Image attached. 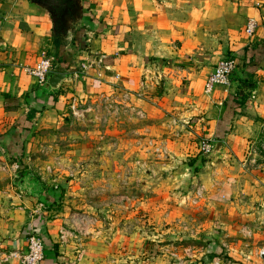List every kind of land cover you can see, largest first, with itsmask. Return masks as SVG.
Instances as JSON below:
<instances>
[{
	"label": "crops",
	"instance_id": "obj_1",
	"mask_svg": "<svg viewBox=\"0 0 264 264\" xmlns=\"http://www.w3.org/2000/svg\"><path fill=\"white\" fill-rule=\"evenodd\" d=\"M83 2L86 13L80 31L57 49L51 18L41 8L31 0H0V121L8 118L6 129L16 133L19 127L31 128L33 113L44 107L63 108L59 95L54 98L42 90V85L24 71V67L35 64L41 51L53 58V71L70 74L60 87L68 85L76 96L106 95L113 89L134 94L147 90L153 94L158 88L160 108L170 115L165 121V138H171L173 148L182 147L171 166L188 155L184 151L187 147L197 148L203 137L223 141L215 158L204 161L194 153V161L186 166L193 183L202 180L206 187L211 179L210 184L219 185L189 211L193 213L196 231L212 229L199 234L206 235L205 247H198L203 243L197 241V247L188 246L177 256L183 257L184 264H210L215 257H221L226 264H264V256L259 255L264 249V159L259 166H243L248 149L260 139L264 122V0ZM250 16L257 20V27L247 37L243 28ZM204 34L213 35L214 39L202 45ZM224 49L237 60L229 91L224 93L217 87L207 94L204 80L217 60L224 57ZM67 64L69 70H65ZM244 94L246 97L240 98ZM168 195L163 192L161 197L166 199ZM171 198L169 205L164 202L159 206L161 209L144 208L143 215L148 216L146 233L155 227L160 229L158 219L167 206L170 211L164 216L188 213L187 206L176 205V200L182 202L183 197L174 194ZM36 199L19 197L0 219V264H20L9 252L24 250L29 224L44 239L46 253L42 264H107L110 257L137 264L136 237L127 241L119 232L120 227L106 229L99 220L77 222L72 227L73 219L54 210L53 201L37 199L53 204L44 211L38 210ZM197 213L207 214L206 218L199 220ZM154 237L148 238L150 248L160 251L159 240ZM151 254H147V263L156 260V252ZM161 259L160 264H169L167 254L163 253Z\"/></svg>",
	"mask_w": 264,
	"mask_h": 264
},
{
	"label": "rangeland",
	"instance_id": "obj_2",
	"mask_svg": "<svg viewBox=\"0 0 264 264\" xmlns=\"http://www.w3.org/2000/svg\"><path fill=\"white\" fill-rule=\"evenodd\" d=\"M201 37L202 45L214 39L209 34ZM230 54L232 52L227 49L221 51V57ZM73 92L65 84L56 92L50 91L54 98L61 97L63 108L49 106L33 113L31 128L22 136L24 144L19 155L7 150V142L2 140L3 135H12L13 131L6 129L10 123L8 118H1L0 124L4 125L0 127V219L11 209L13 202L24 195L17 173L30 170L40 191L32 192L29 187L28 197L53 201L54 210L73 219L72 227L77 222L95 223V220L103 222L106 229L120 227L119 232L127 241L130 237L138 240L134 246L138 252L137 264H146L147 254L155 252L156 260L147 264H160L163 253L170 257L169 264H177V253L184 252L188 246H196L194 242H201L203 244L197 246L205 247L203 236L206 235L201 237L199 234L212 229L196 231L193 213L189 211L199 206L206 199L205 195L216 190L219 183L214 186L210 184L211 179L206 187L202 180L193 183L186 166L194 161V153L201 155L204 161L215 155L204 154L200 146L193 150L187 147L184 151L188 155L180 157L181 161L177 163L180 169L177 164L171 166L182 147L177 150L175 145L173 148L171 138H165L168 136L165 121L170 115L160 108L158 93L161 90L157 88L153 94H148L147 90L134 94L129 90L113 89L106 95L80 96ZM3 128L7 131H1ZM156 146L162 148L160 151L166 153V158L155 151ZM163 192H169V198L162 199ZM151 194L154 197L149 196ZM174 194L183 197L182 202L176 200V205L187 206L188 213L180 217L174 212L164 216V212L170 211L167 206L158 219L160 229L155 227L146 233L148 216L143 215L144 208L161 209L159 206L164 202L169 205ZM193 198L196 203L192 202ZM37 199L38 206H48L47 211L53 205ZM196 215L202 221L207 214ZM147 235L157 237L160 251L157 247L150 248ZM129 263L130 260L120 262L110 257L107 264Z\"/></svg>",
	"mask_w": 264,
	"mask_h": 264
},
{
	"label": "built area",
	"instance_id": "obj_3",
	"mask_svg": "<svg viewBox=\"0 0 264 264\" xmlns=\"http://www.w3.org/2000/svg\"><path fill=\"white\" fill-rule=\"evenodd\" d=\"M258 5V3H256ZM257 27V20L255 17L250 16L246 24L243 28L244 34L247 37H251L255 28ZM237 67V60L232 55H227L217 60L215 63L214 69L210 73L207 74L203 86L204 92L210 94L217 87H221L224 93L229 91V87L232 83V75ZM83 68L85 66L83 65ZM54 69L53 58L46 51H41L39 54L38 60L32 66L24 67V71L34 79V81L38 85H43L46 80L47 75L52 72ZM99 75V74H98ZM119 75L116 74V78ZM200 150L203 151L204 154H209L212 149V140L210 138H201L199 141ZM159 146L155 147V151L166 158V153L160 151ZM162 149V148H161ZM259 159H264V122L261 124V136L258 142L248 149L247 158L243 161V166L245 167H256L260 165ZM193 203H196V198L192 199ZM47 206H39L38 210H45ZM25 242L26 246L24 250L21 251H11L9 252L10 256L15 257L20 264H42L45 258V244L42 236L37 231L35 226L29 224L25 229ZM61 239L63 238V234H61ZM0 251H1V242H0ZM188 251V250H187ZM0 254H2L0 252ZM260 256H264V249L259 251ZM189 256V254L187 255ZM177 264H183V258L178 257ZM211 264H226L221 257H215L212 259Z\"/></svg>",
	"mask_w": 264,
	"mask_h": 264
},
{
	"label": "water",
	"instance_id": "obj_4",
	"mask_svg": "<svg viewBox=\"0 0 264 264\" xmlns=\"http://www.w3.org/2000/svg\"><path fill=\"white\" fill-rule=\"evenodd\" d=\"M36 6L41 8L53 21L54 10L56 7H63L62 16L70 19L71 15H74L76 18V23L82 24L84 22L86 8L84 6L83 0H31ZM71 37L73 33H70ZM70 79V74L67 72H50L45 82L43 83L42 90L50 92L57 90L64 81ZM223 146V141L221 138L212 141V149L210 154L211 156L219 153ZM17 176L20 178L19 185L23 187V194L26 195L28 188L31 187V191L37 193L40 191L39 185L35 182L34 176L30 170H24L17 173Z\"/></svg>",
	"mask_w": 264,
	"mask_h": 264
},
{
	"label": "flooded vegetation",
	"instance_id": "obj_5",
	"mask_svg": "<svg viewBox=\"0 0 264 264\" xmlns=\"http://www.w3.org/2000/svg\"><path fill=\"white\" fill-rule=\"evenodd\" d=\"M63 7H56L54 10V18L52 21L53 32L56 30L60 34V40L63 42L70 37V33H77L80 31L81 27L76 23V18L74 15H71L70 19L62 16Z\"/></svg>",
	"mask_w": 264,
	"mask_h": 264
},
{
	"label": "trees",
	"instance_id": "obj_6",
	"mask_svg": "<svg viewBox=\"0 0 264 264\" xmlns=\"http://www.w3.org/2000/svg\"><path fill=\"white\" fill-rule=\"evenodd\" d=\"M60 34H59V32L58 31H54L53 32V43H54V45H55V47L58 49L59 48V46L61 45V44H63L62 43V41L60 40ZM56 60H58V55H57V53H55V61ZM69 70V66H68V64H67V66H65V70ZM246 97V95L244 94V95H242L240 98H242V99H244ZM240 103V102H239ZM29 125L28 126H26V127H22V128H18V131L15 133H13L12 135H5V139H9L8 141H9V143H11L10 145H8L9 143L7 142V144H6V141L4 142L5 144H6V147H8V149H9V151L11 152V153H13V152H15V154H18L19 155V153H21L20 151H21V148H22V142H23V137L22 136H24V132H27V130H29ZM4 136V135H3ZM2 140H3V137H2ZM9 147H11V148H9ZM7 149V150H8ZM17 157V159L19 158L18 156H16ZM43 241H44V239H43Z\"/></svg>",
	"mask_w": 264,
	"mask_h": 264
}]
</instances>
